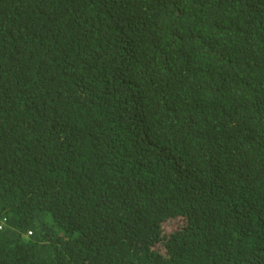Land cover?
<instances>
[{
    "label": "trees",
    "instance_id": "16d2710c",
    "mask_svg": "<svg viewBox=\"0 0 264 264\" xmlns=\"http://www.w3.org/2000/svg\"><path fill=\"white\" fill-rule=\"evenodd\" d=\"M0 264H264V0H0Z\"/></svg>",
    "mask_w": 264,
    "mask_h": 264
}]
</instances>
